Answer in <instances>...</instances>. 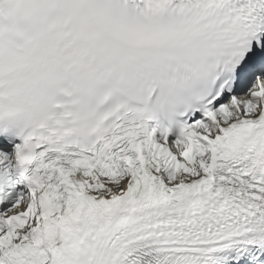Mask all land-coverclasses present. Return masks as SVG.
Here are the masks:
<instances>
[{
	"label": "snow or ice",
	"instance_id": "6c2138e0",
	"mask_svg": "<svg viewBox=\"0 0 264 264\" xmlns=\"http://www.w3.org/2000/svg\"><path fill=\"white\" fill-rule=\"evenodd\" d=\"M0 264H264V0H0Z\"/></svg>",
	"mask_w": 264,
	"mask_h": 264
}]
</instances>
